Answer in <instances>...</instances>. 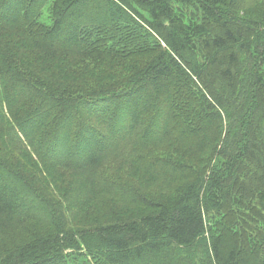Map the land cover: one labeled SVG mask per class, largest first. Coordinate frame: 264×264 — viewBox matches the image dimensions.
I'll use <instances>...</instances> for the list:
<instances>
[{"label":"trees","instance_id":"trees-1","mask_svg":"<svg viewBox=\"0 0 264 264\" xmlns=\"http://www.w3.org/2000/svg\"><path fill=\"white\" fill-rule=\"evenodd\" d=\"M253 1L0 0V264H142L205 236L212 264H264V32L236 18ZM47 144L81 210L130 160L124 193L147 212L72 226L78 197L58 207L9 155ZM161 145L218 157L145 160Z\"/></svg>","mask_w":264,"mask_h":264},{"label":"rangeland","instance_id":"rangeland-1","mask_svg":"<svg viewBox=\"0 0 264 264\" xmlns=\"http://www.w3.org/2000/svg\"><path fill=\"white\" fill-rule=\"evenodd\" d=\"M247 10L248 13L241 12L236 18L241 20H249L250 18L256 19L258 25L260 26V30L264 32V23L263 20L260 19L264 18V0L253 1L250 6L247 7ZM88 70L89 69L87 68V71ZM80 71L86 72L82 69H80ZM34 119L35 121H38V118ZM87 119L89 124H96V126H98L97 122L93 121L91 118ZM60 120L66 126L69 124L67 120ZM49 146L50 144H47L43 148V154L45 156L41 155V157H36L31 151L29 152L26 149L21 148L19 145H16L12 148L8 146V150L10 158L16 160L22 165L24 162H26L27 169H30L33 173H30L27 169L26 172H29L30 175L34 176V183L39 185L41 191H45L50 197L51 201L53 200L56 202L58 207L66 206L68 204L57 202V200L62 199L66 193H69L71 196H74L75 194L78 197V205H75L67 213V219L72 221V226L74 224H78L82 227H94L101 223L111 222L116 218L139 217L140 215L147 212L146 209L131 205L128 202L126 194L124 193L129 187L136 186V183H138L140 179L136 171L130 166V160H111L107 163L102 175L107 179V181L109 179L116 181V186H114V195H99L91 200L90 205H87V207L82 208L84 210H81V204L84 201H87V198L84 200L83 194L77 192L78 190L76 188H80V184L76 183L77 180L70 178L69 173L68 175L64 174L56 177L55 174H51L50 171L46 170L45 163L48 162L49 164L53 165L50 157H55L54 154L57 151V148H49ZM143 155H146L145 160L147 161L174 159L184 163L188 162L198 167L199 165H202L203 167L204 164H209L210 168L214 165L218 157L217 155L212 159L209 158V155L205 160V156H200L197 160L202 161L197 162L195 160H188L182 156L174 154L172 149L167 148L164 145H161L155 148L153 151ZM31 162L33 164H31ZM56 167L57 169H60L58 166ZM34 174H36L37 177H35ZM174 189L175 188L170 187L168 184L161 182L155 185L149 191L160 195H168L171 194ZM78 194L80 196H78ZM142 264H212L208 249V239L205 236L200 238L197 242L189 247H177L172 250L167 249L163 253L150 255L147 262L145 261V263Z\"/></svg>","mask_w":264,"mask_h":264}]
</instances>
